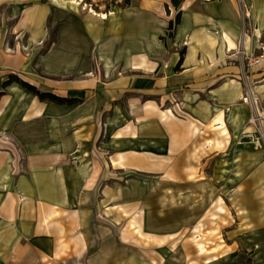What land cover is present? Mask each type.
Returning a JSON list of instances; mask_svg holds the SVG:
<instances>
[{
    "label": "crops",
    "instance_id": "crops-1",
    "mask_svg": "<svg viewBox=\"0 0 264 264\" xmlns=\"http://www.w3.org/2000/svg\"><path fill=\"white\" fill-rule=\"evenodd\" d=\"M171 1L140 0L112 11L105 26L65 12L56 43L37 56V64L59 81L41 89L24 80L78 103L42 101L31 92L39 98L35 109L17 125L13 116L1 125L0 245L12 246L13 259L30 254L43 264H264V172L257 170L259 151L237 142L250 112L240 101L246 57L264 44V0H245L251 23L243 32L237 0H180L175 40L181 44L166 46L160 37L175 14ZM4 3L16 12L11 34L44 36L54 12L51 0ZM29 59L0 52V75L4 68L17 75ZM96 67L109 70L108 78L86 71ZM115 69L127 75L115 76ZM68 74L74 79L64 81ZM249 80L264 107V58ZM99 108L107 125L100 139ZM131 173L141 188L120 181ZM138 175L153 176L155 188L148 192ZM210 203L214 212L221 205L227 209L219 214L221 234L213 246L205 222ZM110 214L125 219L121 232ZM135 214L144 235L138 239L126 220ZM201 223L215 253L201 254L192 238L186 244L179 237ZM185 244L192 251L180 253Z\"/></svg>",
    "mask_w": 264,
    "mask_h": 264
},
{
    "label": "rangeland",
    "instance_id": "rangeland-1",
    "mask_svg": "<svg viewBox=\"0 0 264 264\" xmlns=\"http://www.w3.org/2000/svg\"><path fill=\"white\" fill-rule=\"evenodd\" d=\"M126 0H77V3H74L72 0H51V3L54 4V8H53V13L51 14L48 23L46 24L45 27V34L43 37H38V38H30V36H28V33L22 34L20 36H16L11 34L10 32V27L14 21V19H11L13 14H15L16 12L14 10H12V8L7 5L6 3H4L2 6H0V28H1V33H0V52L2 54H18L19 55V59L24 60V58H31L29 59V61H27L26 66L23 67V69L20 70H15L14 72H16V76L22 80H28L31 83L36 84L39 88L44 89V86L46 84H53L56 81H59L60 77H58V75L52 74V73H47V70H45L43 67H41L40 65L37 64L36 58H38V55L41 54H46L51 47L56 43V40L58 39V31L60 30V28L63 26L64 22H62V20H66V14L65 12H71L72 14H77L79 16L82 17H93L97 20H99L102 24H104V26L106 25L105 23L107 22L108 18H102L99 16V14L101 13H105L108 14V17H110V13L114 10H120V9H128L130 7L133 6H137L140 0H130V4L126 5L125 3ZM238 4H239V0ZM79 2L81 4H79ZM244 4V8L246 10H248L249 4L248 2L245 0H243L242 2ZM248 5V7L246 6V4ZM173 6L175 8V14L174 17L172 19V21L175 22L174 28L170 29L169 28V24L167 26V28L164 30V35L160 37L162 43H164L166 46L169 45H173V46H180L181 43H178L175 40V36H176V32L178 29V25L176 24V16L178 14V12L180 11V7H181V1L179 5H175L173 3V1H171L170 6ZM250 8V7H249ZM93 9L98 15L93 14L90 10ZM240 19H239V24L241 27V32H243V30H245V28L247 27V25H249L251 23V20L249 19V14L245 15L242 12H240ZM180 16L182 17V13H180ZM11 17V18H10ZM15 18V17H14ZM181 19V18H180ZM60 22V23H59ZM170 23V22H169ZM246 25V27H245ZM173 33V36H170V34ZM105 40H108L107 38H105ZM95 43V42H94ZM93 43V44H94ZM107 43V42H106ZM35 50V53L32 55L31 52ZM185 52L184 49L181 50L180 54L181 57L184 55H182V53ZM94 55V53H93ZM5 56V55H4ZM28 60V59H27ZM180 66V65H179ZM179 67H176V70H178ZM86 71H90L91 74L97 73L98 77L107 79L110 72L109 70H107L106 68H91V70L87 69ZM115 71V76L118 77H123L124 75H127V72L125 70H114ZM2 74L0 75V89L4 90V96L0 97V131L3 130L2 128V124L5 121L9 122L11 121L10 117L13 116L14 117V125H17L19 123V120H21V118L26 115L27 113H29V111L35 109V103L36 101H38V99L34 98L32 93L29 92L26 88H24L23 86H21V84L19 82H12L7 86L2 87V83L3 81L7 78L10 77L8 76L10 73H8V69L4 68V70L1 72ZM70 76L67 77V79L65 80H73L75 75L74 74H68ZM72 75V76H71ZM85 75V73H84ZM128 75H131V73H129ZM244 81L247 82L246 77L244 75ZM9 80V78L7 79ZM6 80V81H7ZM5 81V82H6ZM4 82V83H5ZM125 87V86H124ZM247 88V83H245V89ZM96 92V90H91V89H86V94L90 93V92ZM103 93V92H102ZM125 94L127 95H132L131 91L128 93L126 92ZM35 101V102H34ZM45 101H49V100H45ZM241 103H243V100H240ZM105 99L102 101L101 104L105 103ZM78 103V102H76ZM74 103V104H76ZM74 104H66L67 106H72ZM245 104V103H243ZM79 105V104H77ZM168 105H170V102H168ZM247 105V104H246ZM263 105H264V101H263ZM249 106V105H247ZM168 107V106H165ZM250 112H249V116L248 118L252 115L253 110L252 108L249 106ZM99 112V116H96V134L100 137H102V135L105 134V129L107 127L106 123H105V119H106V112L102 111V109H98ZM129 116L126 115L125 118H128ZM116 120H122L123 117H116ZM11 124V123H10ZM117 125H115L116 127ZM254 131L256 132L255 134H257L258 136H260L259 133V128L254 127ZM113 125H110V133L113 131ZM244 131V129L242 130V132ZM242 132L240 133L237 142L240 144H248L250 146H252V150H257L259 151V162L260 165L258 167V172L262 173L264 172V142H263V146L261 148H255L254 144H252L249 140V138H244L242 137ZM1 135V132H0ZM263 161V162H262ZM110 174L112 176H118V174L120 173H115V172H110ZM136 174H130L128 176V174H124V175H120L119 177L121 178L120 181H122V183H130V187L132 188H141V186L137 183V181L133 180V177ZM138 177L141 179L142 183L144 186L148 189V192L150 190H153L155 188V178L153 176H142V175H138ZM126 183V184H127ZM259 186L260 188H264V181H260L259 182ZM199 199V198H198ZM201 200H203L204 198H200ZM211 199V203L213 202V198ZM229 201V200H228ZM171 199L169 198H163V211L168 210L169 206L171 205ZM209 209H210V220H209V216L207 214L206 216V220L205 222H209V232H206L207 234V238L210 240V246H213V240H216V238H218V234H221L219 229V219L213 220L211 219L212 216V212H214L216 210V207L214 204H211ZM204 207H206L207 203L204 202ZM110 217L115 218V216H113L112 214H110ZM116 219V218H115ZM126 220L128 221V226H129V230L130 232L134 235V239H138L139 237L141 238L142 236H139L138 233H135V229L131 228V223L134 222L133 224L137 225V229H139V225L141 224L140 219L138 217V214L132 215V216H128L126 218ZM223 220V219H222ZM123 221H125V219H116L114 220V222L117 224V228L116 231L121 232L122 231V227H123ZM1 224V223H0ZM208 228V227H207ZM216 228V231H215ZM201 233V232H200ZM179 237L180 238H184V241L186 240V244L187 242H189V240L192 241L194 240V236L197 235L194 230L189 229H185L183 230V233H179ZM203 237V234H200ZM144 241V240H143ZM191 241V242H192ZM134 242H136L137 244H139V246L144 245V243L140 240H134ZM146 240V244H147ZM195 243V242H194ZM193 243V244H194ZM180 245L179 246V252H187V251H192V249H189L188 245ZM148 246V245H147ZM11 245H6V246H1L0 245V264H43L42 262H40L38 260V258H36L35 256H31L30 254L28 255V257L26 255H24V257L21 260H16L13 259L12 256L10 255L11 253ZM168 247V246H166ZM194 247H196V245L194 244ZM197 248V247H196ZM165 251V249H164ZM167 252V251H166ZM169 252V251H168ZM14 257V256H13ZM249 260H247L246 262H248ZM48 263V262H46Z\"/></svg>",
    "mask_w": 264,
    "mask_h": 264
},
{
    "label": "built area",
    "instance_id": "built-area-1",
    "mask_svg": "<svg viewBox=\"0 0 264 264\" xmlns=\"http://www.w3.org/2000/svg\"><path fill=\"white\" fill-rule=\"evenodd\" d=\"M246 58H247V64L244 65V75L246 77L247 82L248 81L250 82L249 77L250 74L252 73L253 67L259 64L264 58V44L260 43V45L257 46L254 51L250 52V54ZM252 99L254 101L257 110L259 111L261 109L262 112L264 113V107L262 106V99L254 89L252 88L249 89V85L247 84V88L245 89L241 100H243V103L249 105L252 108L253 113L245 122L244 125L245 128L244 131L242 132V137L249 138L250 142L254 144L255 148H261L264 142V135L261 130V127L262 126L264 127V115L263 116H261L260 114L257 115V113L254 111V104ZM253 126L259 128L260 136L255 134L256 132L254 131Z\"/></svg>",
    "mask_w": 264,
    "mask_h": 264
},
{
    "label": "bare ground",
    "instance_id": "bare-ground-1",
    "mask_svg": "<svg viewBox=\"0 0 264 264\" xmlns=\"http://www.w3.org/2000/svg\"><path fill=\"white\" fill-rule=\"evenodd\" d=\"M72 1H73L74 3H77V0H72ZM241 2H243V0H239V4H238V5H239L240 8H241ZM237 3H238V1H237ZM79 4H81V3L79 2ZM151 5H152L151 2L145 1V6H151ZM185 6H186V5H185ZM241 10H242V9H241ZM90 11H91L93 14L98 15L93 9H91ZM242 13L246 15V14H248L249 12H247V10L244 8V12L242 11ZM99 16L102 17V18H108V14H105V13H101V14H99ZM226 38H227V40L229 41V46L231 47V49L236 48L237 45L233 42V40H232L228 35H226ZM247 84L249 85V89H250V88L253 89V87H252V85H251V83H250L249 81L247 82ZM250 94H251V92H250ZM252 101H253V99H252ZM253 104H254V101H253ZM132 108H133L134 111H137V110H138V107L135 106V105H133ZM254 111L257 113V115H259V114H260L261 116L264 115V113L262 112L261 109H260L259 111L257 110L255 104H254ZM166 113L169 114V116H173V115H174L173 110L170 109V108H168V109L166 110ZM221 116H223V114H221V115H219L217 118H215L214 122H215V121L222 120ZM165 119H166V118H165ZM222 122H223V121H222ZM261 130H262L263 135H264V127H263V126L261 127ZM224 134H225V135L228 134L227 131H226V129H224ZM114 164H116V163H114ZM217 210H218V213H217V212H212L211 219L216 220V219L220 218V215H219V214H220V213L225 214L227 209H226L223 205H221V206L218 207ZM134 222H136V221H134ZM134 222L131 223V228H134V229H135V233H138L139 236H144L143 233H142V231L140 230V228L137 229V225H136V224H133ZM202 225H203V224L201 223V224H199V225L194 229V232H195L197 235L194 236V240H193V241L195 242V245H196V247H197V251H198L199 253H201V254H205V255H208V254H211V253H215V252L218 250L217 247H216V246H215V247H209V246L206 244V241L203 239L202 235H200V234H202V233H200L201 230H202ZM213 258H216V257H215L214 255H213V256H208L207 259L205 260V262H206V263H210V262H212Z\"/></svg>",
    "mask_w": 264,
    "mask_h": 264
},
{
    "label": "trees",
    "instance_id": "trees-1",
    "mask_svg": "<svg viewBox=\"0 0 264 264\" xmlns=\"http://www.w3.org/2000/svg\"><path fill=\"white\" fill-rule=\"evenodd\" d=\"M126 5L130 4V0H126L125 1ZM173 3L175 5H179L180 4V0H173ZM180 13L181 12H178L177 16H176V24H179L180 23ZM174 25H175V22L174 21H170L169 23V28L170 29H173L174 28ZM170 36H173V33L170 34ZM184 54V52L182 53V55ZM183 59V56L181 57V60L178 64L177 67H179V65L181 64V61ZM19 82L21 84V86H23L24 88H26L28 91L34 93L35 95H37L42 101H45V100H49V101H52V102H55V103H58V104H74L77 102V99H74V98H65V97H61V96H58L52 92H45V91H41L38 87H36L35 85L25 81V80H22L20 78H18L16 75H10L9 77V80H7L5 83H4V86H7L9 85L10 83L12 82ZM2 94V92H0V95Z\"/></svg>",
    "mask_w": 264,
    "mask_h": 264
},
{
    "label": "water",
    "instance_id": "water-1",
    "mask_svg": "<svg viewBox=\"0 0 264 264\" xmlns=\"http://www.w3.org/2000/svg\"><path fill=\"white\" fill-rule=\"evenodd\" d=\"M241 9L244 12V4L241 2Z\"/></svg>",
    "mask_w": 264,
    "mask_h": 264
}]
</instances>
